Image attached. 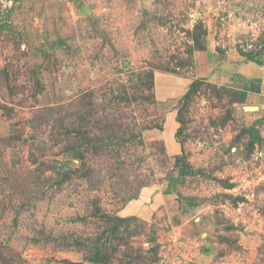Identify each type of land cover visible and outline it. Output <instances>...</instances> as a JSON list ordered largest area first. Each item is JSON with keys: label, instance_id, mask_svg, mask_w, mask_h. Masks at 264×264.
<instances>
[{"label": "rangeland", "instance_id": "374dc122", "mask_svg": "<svg viewBox=\"0 0 264 264\" xmlns=\"http://www.w3.org/2000/svg\"><path fill=\"white\" fill-rule=\"evenodd\" d=\"M213 1L0 0V264H264V84L195 57L264 65V3Z\"/></svg>", "mask_w": 264, "mask_h": 264}, {"label": "crops", "instance_id": "0c3cea01", "mask_svg": "<svg viewBox=\"0 0 264 264\" xmlns=\"http://www.w3.org/2000/svg\"><path fill=\"white\" fill-rule=\"evenodd\" d=\"M264 3V0H231V3ZM240 7V6H239ZM198 76L217 83L223 84L233 77L240 75L248 79H260L264 84V65L256 62H238L231 58H224L213 50L211 45L206 51L195 54ZM200 72V74H199ZM191 82L187 75L155 74V95L162 103H167L174 98L183 96ZM249 97V96H248ZM167 118L174 122L173 112L167 114ZM172 122V123H173Z\"/></svg>", "mask_w": 264, "mask_h": 264}, {"label": "built area", "instance_id": "2783aa9c", "mask_svg": "<svg viewBox=\"0 0 264 264\" xmlns=\"http://www.w3.org/2000/svg\"><path fill=\"white\" fill-rule=\"evenodd\" d=\"M226 4V0H215V1H213L211 4H207V5H203L202 7H204V8H200V10L197 12V14H196V17H195V19H200V16H201V13H202V15H203V13L207 10V12L209 13V14H212V16H215L216 15V13L218 12V18L220 19V20H223L224 19V17L226 18V17H228L227 16V13H223V10H221L222 8V6H224ZM199 9V8H198ZM222 13V15H221V13ZM215 13V14H214ZM220 14V15H219ZM229 14V13H228ZM216 17V16H215ZM201 20V19H200Z\"/></svg>", "mask_w": 264, "mask_h": 264}, {"label": "trees", "instance_id": "16d2710c", "mask_svg": "<svg viewBox=\"0 0 264 264\" xmlns=\"http://www.w3.org/2000/svg\"><path fill=\"white\" fill-rule=\"evenodd\" d=\"M196 84H197V83L193 82L192 85L190 86V90H191L193 87H195ZM246 96H247V92H243L241 100H242V101H245ZM93 258H94L95 261L102 260V258H101L100 256H97V255H94Z\"/></svg>", "mask_w": 264, "mask_h": 264}]
</instances>
